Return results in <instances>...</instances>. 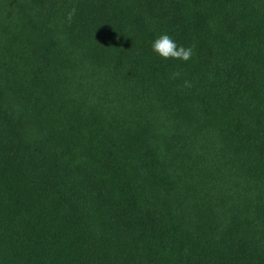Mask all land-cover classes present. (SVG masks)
Returning a JSON list of instances; mask_svg holds the SVG:
<instances>
[{"label": "trees", "instance_id": "obj_1", "mask_svg": "<svg viewBox=\"0 0 264 264\" xmlns=\"http://www.w3.org/2000/svg\"><path fill=\"white\" fill-rule=\"evenodd\" d=\"M0 264H264V0H0Z\"/></svg>", "mask_w": 264, "mask_h": 264}, {"label": "clouds", "instance_id": "obj_2", "mask_svg": "<svg viewBox=\"0 0 264 264\" xmlns=\"http://www.w3.org/2000/svg\"><path fill=\"white\" fill-rule=\"evenodd\" d=\"M75 12L76 9L73 8L71 11L68 12L67 18L71 20ZM151 47L153 52H155L164 60L177 59L188 61L194 55V48L192 46H178L176 42L172 39V37L168 34H162L155 38L152 42ZM184 86L190 88L192 85L190 82H186Z\"/></svg>", "mask_w": 264, "mask_h": 264}]
</instances>
